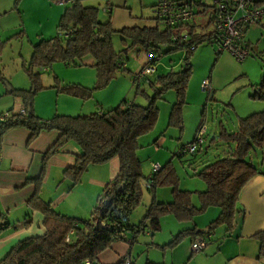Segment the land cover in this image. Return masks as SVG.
I'll return each instance as SVG.
<instances>
[{
    "label": "trees",
    "instance_id": "trees-1",
    "mask_svg": "<svg viewBox=\"0 0 264 264\" xmlns=\"http://www.w3.org/2000/svg\"><path fill=\"white\" fill-rule=\"evenodd\" d=\"M105 10L110 12L109 9ZM209 25L208 21L207 26ZM159 26L158 23L156 27L125 28L119 32L125 39H131L133 45L140 44L147 50L149 61L141 72L147 66L157 67L161 46H173L171 51L185 50L189 55L193 53L191 48L197 49L202 42L214 44L210 39H206L208 33L201 32L199 37L191 39L187 45H179L172 41L171 29L162 30ZM59 28L67 33L65 42L55 38L42 41L34 47L27 72L35 85V91H17L25 114L9 110L10 120L0 125V154L3 137L9 130H29L30 143L44 132L60 134L44 156L42 174L33 181L36 185L35 195L27 203L28 208L44 216L46 234L18 243L0 264H101L98 257L115 242H128L131 238L134 244L148 231L153 236L160 232L161 220L166 216H174L180 222H191L212 207L220 209V215L205 231H183L174 237L167 247L177 246L190 236L194 241L199 237L205 238L221 227L226 229L227 234H231L238 216L242 214L238 208L242 191L254 178L264 176L251 159L252 154L264 148V111L240 119L235 132L222 128L218 140L233 145V148L225 157L212 163L207 162L203 170L195 175L201 178L207 187L204 192L199 193L201 204L196 208L191 202L190 193L177 190L178 176L172 162L161 166L158 172L148 178L144 176L142 162L137 156L140 138L152 132L157 124L159 109L156 102L169 90L177 95L169 124H183L182 110L186 105L188 83L193 72L189 59L185 58L179 70H172L155 82L148 80L149 86L155 92L153 96L142 92L148 99L146 104L123 101L114 109H100L88 116L57 115L43 119L34 111L33 103L40 74L34 73L32 68L49 69L56 61H63L67 65L80 63L84 66V60L90 57L94 61L92 66L97 69L99 78L105 79V85L118 71L127 70V65L120 62V53L114 49L113 36L116 31L111 22L99 21V9L86 7L84 0H72V6L63 15ZM204 28L207 32L208 28ZM244 44L249 49L245 37ZM1 45L0 43V80L6 81L1 64ZM139 74L134 75V83ZM147 77L149 76L144 78ZM140 83L135 84L139 86ZM103 85L94 89L80 85H57L53 88L59 94L86 100L92 97L94 90L102 88ZM253 88L252 99L264 102V74L260 83ZM14 92L13 90L12 93ZM202 126L203 124L199 130ZM70 143L77 145L81 150V154L76 156L75 164L64 172V178L71 180L73 186H77L83 174L92 166L104 165L113 159H118L120 163L119 174L103 189L88 220L65 216L59 213L51 202H45L41 197L48 163ZM144 186L153 194L161 186H171L175 198L169 203L153 200L145 216L138 223H132L131 217L143 200ZM31 225V216H27L23 223L13 224L0 210V239ZM255 238L260 244L259 256L264 257V231ZM120 264H123V261Z\"/></svg>",
    "mask_w": 264,
    "mask_h": 264
},
{
    "label": "rangeland",
    "instance_id": "rangeland-1",
    "mask_svg": "<svg viewBox=\"0 0 264 264\" xmlns=\"http://www.w3.org/2000/svg\"><path fill=\"white\" fill-rule=\"evenodd\" d=\"M157 4L158 0H84L86 7L99 9L101 23L111 22L116 31L113 36L114 49L120 53V62L127 65V70L118 71L105 85V79L99 78L90 57L84 60V66L56 61L49 69L32 68L34 73L40 74L33 103L34 111L37 116L49 119L57 115L88 116L100 109H114L123 101L146 104L148 99L142 92L150 96L155 92L148 80L155 82L160 76L179 70L185 58H188L193 72L188 83L186 105L182 110L183 124H169L172 107L177 101L176 93L169 90L156 102L159 109L157 124L152 132L140 138L137 156L142 162L143 174L148 178L153 174L155 166L161 167L172 162L178 176L177 190L190 193L192 204L195 201L201 204L199 193L207 187L195 175L203 170L207 162H215L223 156L225 144L218 140L222 128L235 132L240 119L264 111V102L251 97L253 87L260 83L264 74V28H250L245 40L246 45L251 44L250 56L243 63L228 52L219 57L217 45L209 42H202L189 55L185 50L171 51L173 46H161L157 72L144 78L137 86L133 80L134 75L139 74L148 63V53L142 45H133L131 39H125L119 32L125 28L156 27L158 22L154 12ZM71 6L72 0L63 4L55 0H0L1 64L6 79L0 80V114L9 110H22L17 105L20 100L17 91H35V85L27 72L34 47L42 41L55 38L65 42L67 33L59 27L63 15ZM105 9L111 11L106 12ZM159 27L164 29L161 24ZM205 80L212 81L214 93L202 91L201 85ZM57 85H80L87 89L99 85L103 87L94 90L90 99L83 100L59 94L53 88ZM201 124L205 130L202 148L195 156H179L182 147L194 143ZM256 153L261 161L264 148ZM89 170L83 174L69 197L60 201L59 211L91 216L98 192L102 190L98 191L97 184L91 182ZM69 181L63 174L54 187L51 182L46 186L44 179L42 192L45 188L47 196L62 198V191ZM60 185L63 186L58 191ZM154 193L144 186L143 200L131 217L132 223H138L145 216L153 200L161 203L162 199V203H169L175 198L171 186H161ZM169 198L171 200L166 201ZM139 238L136 244L144 239V235Z\"/></svg>",
    "mask_w": 264,
    "mask_h": 264
},
{
    "label": "crops",
    "instance_id": "crops-1",
    "mask_svg": "<svg viewBox=\"0 0 264 264\" xmlns=\"http://www.w3.org/2000/svg\"><path fill=\"white\" fill-rule=\"evenodd\" d=\"M255 2L260 4L258 6L264 7V0H255ZM249 31L251 29H248L246 36ZM223 55L224 53L219 57ZM211 91L214 93L213 85ZM17 105L23 108L21 99ZM59 136L58 132H44L30 143L31 132L24 128H16L6 132L3 137L0 154V210L13 224L23 223L27 216H31L32 225L27 229L21 228L11 232L0 239V261L18 243L46 234L44 216L28 208L27 203L35 195L36 185L33 181L42 174L44 156ZM232 148L233 145L225 144L224 154L220 158L228 155ZM80 154V148L70 143L60 154L52 158L48 163L45 185H49L50 182L52 186L57 185L65 170L75 164L76 156ZM251 159L264 173V157L262 156L260 161V157L254 153ZM119 170L118 159H113L104 165L92 166L89 170L92 175L91 182L97 184L98 191H103L117 177ZM65 185L62 198L47 196L43 188L42 199L45 202H51L53 207L65 216L78 220L90 219L91 216L59 211L60 201L69 197L76 188L71 181ZM62 186H58V191ZM102 191L98 192L97 199ZM170 200L171 198L166 201ZM193 204L196 208L200 207L197 201ZM238 208L242 214L238 216L234 231L227 234L224 227L215 230L209 238L207 248L201 253L192 252L194 240L191 236L186 237L177 246L168 248L167 245L173 237L183 231L192 229L205 231L219 217L220 209L218 208H208L191 222H180L174 216H166L161 220V231L154 236L148 231L143 234V242L141 240L139 244H136L137 242L132 244L131 238L128 242H115L98 259L101 264H120L125 257H129L133 264H264V257L259 256V241L255 238L257 234L264 231V176H257L244 188Z\"/></svg>",
    "mask_w": 264,
    "mask_h": 264
},
{
    "label": "built area",
    "instance_id": "built-area-1",
    "mask_svg": "<svg viewBox=\"0 0 264 264\" xmlns=\"http://www.w3.org/2000/svg\"><path fill=\"white\" fill-rule=\"evenodd\" d=\"M56 2L66 3L65 0ZM154 14L164 29L173 31V42L187 45L191 39L199 37V33H208L206 39L217 45L218 54L228 52L240 63L245 62L250 56L249 49L244 44L248 29L254 26L264 27V7L257 6L254 0H158ZM205 26L208 28L207 32ZM191 51L194 52L196 49L192 47ZM156 70L157 68L152 65L147 66L135 77V83H140L145 76L153 75ZM201 88L204 92L210 93V81L205 80ZM21 114H25L24 109L21 110ZM10 117L9 112L0 114V125L9 121ZM204 135L205 130L201 128L194 143L181 148L179 156L194 155L202 148ZM160 169V166H155L153 173ZM210 236L197 238L192 244V252L195 254L203 252L207 248ZM123 264L133 263L129 257H125Z\"/></svg>",
    "mask_w": 264,
    "mask_h": 264
}]
</instances>
